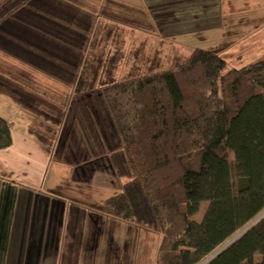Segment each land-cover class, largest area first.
I'll use <instances>...</instances> for the list:
<instances>
[{
	"label": "crops",
	"instance_id": "crops-1",
	"mask_svg": "<svg viewBox=\"0 0 264 264\" xmlns=\"http://www.w3.org/2000/svg\"><path fill=\"white\" fill-rule=\"evenodd\" d=\"M255 1L28 0L0 14V117L11 138L0 149V264H112L119 220L93 207L120 188L107 159L119 140L100 96H65L69 86L83 68H174L210 37L226 61L222 52L252 43V27L237 24L252 20L264 3ZM115 3L124 12L105 7ZM116 35L130 44L103 53ZM142 36L155 49L132 44Z\"/></svg>",
	"mask_w": 264,
	"mask_h": 264
},
{
	"label": "trees",
	"instance_id": "trees-1",
	"mask_svg": "<svg viewBox=\"0 0 264 264\" xmlns=\"http://www.w3.org/2000/svg\"><path fill=\"white\" fill-rule=\"evenodd\" d=\"M97 96L119 140L107 159L120 188L93 208L159 233L157 264H264V54L235 69L195 48ZM10 144L0 117V149Z\"/></svg>",
	"mask_w": 264,
	"mask_h": 264
},
{
	"label": "rangeland",
	"instance_id": "rangeland-1",
	"mask_svg": "<svg viewBox=\"0 0 264 264\" xmlns=\"http://www.w3.org/2000/svg\"><path fill=\"white\" fill-rule=\"evenodd\" d=\"M16 0H0V14L4 13L10 3ZM257 2V0L255 1ZM13 5V4H12ZM258 7L254 8L255 12L252 13V20L247 23L246 21L242 20L237 24L243 30V27H252V37L248 38L251 40V44L245 46H236L227 52H222L223 57L227 61L228 68H241L244 65L249 63H254L257 60L261 59L264 54V3L261 5L260 3L257 4ZM110 9L121 10L124 12L123 8L115 3L112 6H105ZM127 7L140 10L144 7L143 3H129ZM196 38V37H195ZM129 38L125 35V37H121L119 35L114 36L113 41L117 42L113 45V47H109L108 45L103 46V53L109 55L113 54L114 51H117L120 46V41L124 40L127 44H130ZM132 39V44L139 47L140 45L144 46L147 49L153 47L155 49V44L152 45V41L150 38H137ZM191 38H188L187 41L189 42ZM211 40L199 39L198 44L194 46L191 51L195 48H200L204 50H210L211 47ZM145 44V45H144ZM91 44V48H95ZM152 49V50H153ZM189 46H183V51H188ZM100 51V49H97ZM190 51V50H189ZM187 54L189 55L190 52ZM145 55V51H144ZM152 55H156L154 51L151 53L150 58ZM187 55V56H188ZM162 58V56L160 57ZM87 61L83 64L82 67H87L90 63ZM103 62V61H102ZM141 68L131 67L129 69H114V70H106L103 71L101 68L91 70L88 75H84V71L87 68L81 69L80 78L78 77L75 79L73 85L69 86L68 92L65 96H97L99 92L106 86H109L114 83H121L125 82L134 78L142 77L144 75H149L151 73H155L158 71H164L169 69V67L173 68V64H167L164 68H161L162 65L160 63L153 64L147 63L146 61L143 62ZM147 63V64H146ZM159 64L158 69L157 67ZM101 69V70H100ZM110 71V72H109ZM98 92V93H97ZM87 93V94H84ZM39 96H43L40 93H37ZM37 128V126H35ZM229 158L232 159V156L229 155ZM117 192H114L116 194ZM207 207V203L203 202L200 204L199 211L196 215H194L191 219L195 222H200L205 209ZM115 220V219H114ZM114 222V221H113ZM126 223L121 222L120 220L114 223H111V233H112V245H111V252H112V264H157V251L160 242V234L156 232H152L146 230L144 228H138L133 224L124 225ZM110 228V227H108ZM108 235V234H107Z\"/></svg>",
	"mask_w": 264,
	"mask_h": 264
},
{
	"label": "water",
	"instance_id": "water-1",
	"mask_svg": "<svg viewBox=\"0 0 264 264\" xmlns=\"http://www.w3.org/2000/svg\"><path fill=\"white\" fill-rule=\"evenodd\" d=\"M264 215V212L257 218H261ZM256 219V220H257ZM255 220V221H256ZM251 225V224H250ZM247 228V227H246ZM245 228V229H246ZM245 229H243L241 232H239L236 236H234L231 240H229L228 242H226L221 248H219L214 254H212L206 261H208L210 258H212L215 254H217L218 252H220L225 246H227L231 241H233L236 237H238ZM205 261V262H206Z\"/></svg>",
	"mask_w": 264,
	"mask_h": 264
},
{
	"label": "bare ground",
	"instance_id": "bare-ground-1",
	"mask_svg": "<svg viewBox=\"0 0 264 264\" xmlns=\"http://www.w3.org/2000/svg\"><path fill=\"white\" fill-rule=\"evenodd\" d=\"M236 235H237V234H236ZM236 235H235V236H236Z\"/></svg>",
	"mask_w": 264,
	"mask_h": 264
}]
</instances>
